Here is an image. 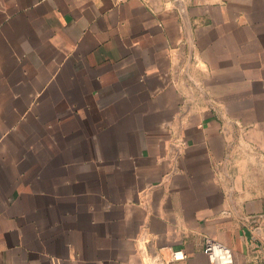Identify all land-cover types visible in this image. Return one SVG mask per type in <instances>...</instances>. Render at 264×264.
I'll return each mask as SVG.
<instances>
[{
	"label": "crops",
	"instance_id": "obj_1",
	"mask_svg": "<svg viewBox=\"0 0 264 264\" xmlns=\"http://www.w3.org/2000/svg\"><path fill=\"white\" fill-rule=\"evenodd\" d=\"M206 238L264 264V0H0V264Z\"/></svg>",
	"mask_w": 264,
	"mask_h": 264
},
{
	"label": "built area",
	"instance_id": "obj_2",
	"mask_svg": "<svg viewBox=\"0 0 264 264\" xmlns=\"http://www.w3.org/2000/svg\"><path fill=\"white\" fill-rule=\"evenodd\" d=\"M123 1L125 0H115L118 3ZM203 252L207 257L208 264H233L231 249L215 239H205ZM182 258H184V254L181 251L172 252L173 260Z\"/></svg>",
	"mask_w": 264,
	"mask_h": 264
}]
</instances>
